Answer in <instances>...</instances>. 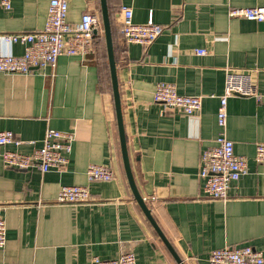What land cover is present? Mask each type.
<instances>
[{
    "label": "crops",
    "instance_id": "0c3cea01",
    "mask_svg": "<svg viewBox=\"0 0 264 264\" xmlns=\"http://www.w3.org/2000/svg\"><path fill=\"white\" fill-rule=\"evenodd\" d=\"M10 1V10L0 7V37L42 30L48 0ZM106 2L130 164L153 219L184 264H208L210 254L224 247L250 246L264 255V166L254 161L256 144L264 143V100H227L225 136L248 164V173L230 185L229 198L203 196L198 177L200 154L219 132L226 70L248 72L264 96V22L227 16L230 8L264 7V0ZM123 6L132 10L135 24L163 27L148 48L123 42ZM85 12L99 18L102 31L100 0H68L69 24ZM103 44L95 57L59 56L53 71L0 73V132L22 142L8 150L28 154L40 148L47 128L74 135L67 164L47 173L9 168L0 158V218L6 226L0 264H89L91 257L125 253L134 254L136 264H177L126 180ZM0 51L22 56L24 47L0 40ZM160 82L180 95L201 96L200 110L187 117L154 104ZM91 164L110 167L113 179L89 182ZM63 186H87L90 201L54 203Z\"/></svg>",
    "mask_w": 264,
    "mask_h": 264
},
{
    "label": "built area",
    "instance_id": "2783aa9c",
    "mask_svg": "<svg viewBox=\"0 0 264 264\" xmlns=\"http://www.w3.org/2000/svg\"><path fill=\"white\" fill-rule=\"evenodd\" d=\"M0 7L11 9L10 0H0ZM68 0H48L47 14L42 30L35 34H10L0 37L7 45L20 44L24 47L22 56H12L0 51V73L6 75H28L34 69L54 70L61 55L79 56L82 59L95 57L96 41L102 38L99 18L92 13L82 14L79 22L69 24L66 20ZM120 34L124 43L136 44L148 48L162 34L163 27L148 21L135 24L129 7L120 9ZM229 18L249 22H264V7L230 8ZM94 30L97 33L94 34ZM204 50H198L203 55ZM256 98L264 100L259 94L251 75L245 71L226 70L222 95L216 114L219 129L214 145L204 149L199 158L198 177L202 180V193L208 199L226 201L230 185L248 173L246 158L233 153L232 143L225 136L227 123V100L232 97ZM201 96H186L177 93L175 86L169 83H157L152 100L154 104L174 109L187 117L195 115L201 107ZM74 135L47 128L42 145L28 154L7 149L22 142L14 139L10 131L0 132V158L4 166L28 170L36 169L41 173L58 169L67 164L72 151ZM254 161L264 166V143L256 144ZM89 182H108L113 179L110 167L91 164L86 170ZM90 201L87 186H63L54 200L56 204H82ZM6 242V226L0 218V249ZM89 264H136L134 254L125 253L117 258L103 260L91 257ZM208 264H264L262 252L250 246L224 247L213 251Z\"/></svg>",
    "mask_w": 264,
    "mask_h": 264
},
{
    "label": "water",
    "instance_id": "95a60500",
    "mask_svg": "<svg viewBox=\"0 0 264 264\" xmlns=\"http://www.w3.org/2000/svg\"><path fill=\"white\" fill-rule=\"evenodd\" d=\"M100 16H101L102 33H103V39L105 43V50H106L107 63H108L112 99H113V107H114L116 127H117V133H118L119 149H120V155H121V160H122V165H123L124 173L126 176V180L128 182V185H129V188H130V191L132 193L134 200L138 204L142 213L144 214V216L146 217V219L148 220V222L150 223V225L156 232L161 242L164 244L166 249L171 254L174 261L177 264H184L182 260L177 256L171 244L166 239V237L164 236V234L158 227L157 223L153 219L150 209L148 208L146 202L143 200V198L139 194V191L136 187L131 164H130L125 133H124L119 86H118V81H117V68H116V61H115V55H114V49H113L110 18H109V12L107 8L106 0H100ZM96 33H97V30H94V34Z\"/></svg>",
    "mask_w": 264,
    "mask_h": 264
},
{
    "label": "trees",
    "instance_id": "16d2710c",
    "mask_svg": "<svg viewBox=\"0 0 264 264\" xmlns=\"http://www.w3.org/2000/svg\"><path fill=\"white\" fill-rule=\"evenodd\" d=\"M103 42H104L103 37L99 41L98 40L96 41V53H95V56L97 54L98 43L103 44ZM103 50H104V54H103V56H104V65L106 66V70L109 73L108 63H107V56H106V50H105V44H103ZM109 80H110V77H109Z\"/></svg>",
    "mask_w": 264,
    "mask_h": 264
}]
</instances>
